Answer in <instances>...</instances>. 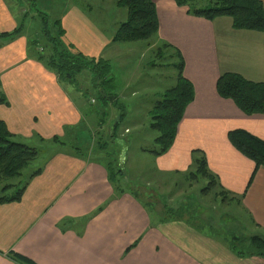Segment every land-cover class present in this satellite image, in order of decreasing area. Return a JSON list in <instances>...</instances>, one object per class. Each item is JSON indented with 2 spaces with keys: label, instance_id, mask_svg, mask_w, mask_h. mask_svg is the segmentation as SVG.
Here are the masks:
<instances>
[{
  "label": "crops",
  "instance_id": "crops-1",
  "mask_svg": "<svg viewBox=\"0 0 264 264\" xmlns=\"http://www.w3.org/2000/svg\"><path fill=\"white\" fill-rule=\"evenodd\" d=\"M153 1L157 38L179 49L183 76L194 92L170 148L152 154L154 167L167 173L186 172L192 150H201L229 197L241 199L251 217L248 224L264 233V166L253 175L254 161L228 139V132L236 128L264 139V114H245L215 88L223 72L264 81L263 33L233 28L229 16L190 15L175 0ZM0 9L5 21L1 27L13 28L16 22L3 0ZM83 15L69 5L61 12L62 27L84 54L99 56L112 36L94 30V23ZM27 47L24 36L0 46V90L8 101L0 103V120L22 142L37 135L41 143L56 135L67 137L63 130L79 128L84 116L66 94L65 84L29 58ZM85 132L72 129L71 135L81 143ZM55 149L44 148L47 155L52 153L38 166L41 171L29 179L18 201L0 203V264H19L10 253L37 264H264L260 257L235 255L219 238L184 221L158 224L159 217L153 219L130 192H114L104 164Z\"/></svg>",
  "mask_w": 264,
  "mask_h": 264
},
{
  "label": "rangeland",
  "instance_id": "rangeland-1",
  "mask_svg": "<svg viewBox=\"0 0 264 264\" xmlns=\"http://www.w3.org/2000/svg\"><path fill=\"white\" fill-rule=\"evenodd\" d=\"M3 2L8 10H6L7 14L12 15L16 24L14 23L13 28L11 24L2 27L0 25V30L11 31L23 22L22 33L19 37L24 36L27 42L35 40L38 49L44 47L45 43L42 30L46 25L40 24L43 18L48 15L46 20L52 23V19L60 18L61 12L69 5L77 6L84 14L83 16L94 23V30L105 36L113 37L118 24L126 18V9L117 6L115 0H3ZM0 11L3 10L0 9ZM0 22L5 23L1 17ZM49 27L51 28L49 34L56 35L52 25ZM59 37L63 42L73 46V50L78 49L73 42L68 40L65 30ZM110 41L109 43L105 40L106 44L100 56L109 58L112 63V76H115V81L112 83L114 90L111 92L115 93L116 98L113 96L111 98L113 100L104 105L103 111L100 110L102 108L96 102V91L89 90L91 74L87 70L78 73L76 86L65 84L67 90L65 92L69 99L75 100L73 103L85 120H81L79 128L77 126L66 127L63 131L70 137H72V129L85 130L88 134L84 133L81 143L70 140L68 136L59 137V141L55 143L51 141L41 143L42 138L39 135L32 139H25L26 144L38 148V153L21 169L20 174L15 176V182L27 180L31 172L52 153L49 152L50 154L47 155L44 148L52 146L54 150L60 148L75 154L86 152V155H78L94 159L102 164L108 160L115 163L116 167L121 169L122 175L116 178L112 187L120 184L125 191L131 192L132 190L138 193V198L149 210L153 219L158 217L159 212L163 210L164 218L168 216V213L174 219L179 214L181 219L174 221L181 223L183 220L187 221L188 211L186 209L191 199L197 202L196 207L200 208L198 210L200 218L196 220L200 221L198 222L200 225H203L202 222L206 224L204 228L209 234V230L213 232V227L221 233L232 231L239 237L263 233L260 228L248 224L251 217L240 203L241 199L234 201V198H230L221 201L220 196L213 191L201 195L199 189L206 183L203 178L191 181L184 178L180 172L167 173L155 169L153 155L147 149L155 147L153 139L157 131L150 127L152 117L148 113L158 96L175 84L176 71L166 66L164 56H161L166 50L159 54L158 47L161 43L158 39L149 38L129 42H113L110 39ZM84 89L89 90L87 96L83 94ZM115 127H117L116 131ZM97 130L100 134L96 137ZM90 134L95 136L94 143L89 141ZM12 138L19 141L15 135ZM62 142L65 144H61ZM184 206L187 208L177 214V209ZM164 207H169L170 212L165 213L166 208ZM196 220L191 221L190 226L198 230ZM157 223L162 224L163 222L158 221Z\"/></svg>",
  "mask_w": 264,
  "mask_h": 264
},
{
  "label": "trees",
  "instance_id": "trees-1",
  "mask_svg": "<svg viewBox=\"0 0 264 264\" xmlns=\"http://www.w3.org/2000/svg\"><path fill=\"white\" fill-rule=\"evenodd\" d=\"M175 1L177 5L184 6L186 12L190 15L206 19L229 16L231 17L233 28L260 31L263 33L264 42V6L261 0ZM115 4L126 9V18L118 24L112 37L113 42H129L149 38L158 39V18L153 0H115ZM45 15L47 14L45 13ZM46 17L40 23L46 25V27L43 26L42 30V34L45 37L44 47L38 49L37 45H35V40H28V57L40 62L46 69L55 73L59 81L73 87L78 82L76 81L78 73L87 70L91 74V88L89 90L96 91V102L102 108L100 110L103 111L104 105L109 103V101L111 102L113 96V98H116L115 93L111 92L114 90L112 83L115 81V77L112 76L110 59L100 55L88 56L78 49L73 50V46L71 47L68 43L63 42L59 37L64 32L61 26V19L57 17L52 19V23H48ZM50 25H52L57 36L53 35L54 33L49 34ZM22 26L23 22L11 31H0V46L19 37L22 33ZM158 40L161 43L158 47L159 54L166 50L161 56H164L166 66L172 67L176 71V81L172 87L167 88L158 96L155 104L149 110L150 117H152L150 127L157 131V135L153 139L155 147L148 149V151L155 156L165 153L170 148L174 140L177 124L185 107L194 96L191 82L183 76L184 60L181 52L171 44L161 39ZM215 88L221 97L230 98L245 114H264V81L248 80L236 72H223L218 76ZM80 90L82 89L80 88ZM89 90L84 89L83 94L87 96ZM0 103L8 104L1 90ZM101 113L104 114L103 112ZM117 127H115V131ZM99 134L97 130L95 136L97 137ZM66 136L70 140L76 139V137H72V139L67 133ZM90 136L92 137L90 142L94 143L93 141H96L93 140L95 136L93 137L91 134ZM12 137L13 135L8 131L5 123L0 120V203L18 201L29 179L41 171V167H37L27 177V180L15 182V176L20 174L21 169L37 155L38 148L36 149L35 146L14 140ZM58 139L60 138L56 135L50 141L55 143V141H59ZM228 139L243 155L254 161L255 171L253 175L260 166H264V139L242 128L230 130ZM97 141L99 142L100 140ZM61 144H65V142ZM75 152L77 153V150ZM78 154L86 155V152ZM191 158L190 169L180 173L184 178L191 181H198L201 178L206 181L205 185L199 189L201 195L206 194L208 191H213L220 196L221 201L233 198L229 197L230 193L222 188L217 176L208 169L206 157L201 150H192ZM104 165L107 171V178L112 185L116 178L122 175L121 169L117 168L116 164L110 160ZM216 188L218 190H215ZM113 190L118 194L125 191L120 184L113 187ZM130 193L141 202L138 198V193L132 190ZM235 200L236 198H234ZM196 206H198L197 202L190 199L188 208L185 206L179 207L176 213H182L180 211L187 208V221H183L190 225L191 221L194 222V220L200 218L198 213L200 208ZM164 208H166L165 213L170 212L169 207ZM159 216V221L162 222L181 219L179 214L174 219L170 213L164 218L163 210L159 212ZM202 223L203 225L198 223L196 229L204 230L206 224ZM212 230L213 232L209 230L210 234L222 240L235 255L239 257L256 256L264 259V233H254L239 237L232 231L222 232V234L214 227ZM135 244L136 242L131 246ZM10 256L19 264H37L30 258L18 253H10Z\"/></svg>",
  "mask_w": 264,
  "mask_h": 264
}]
</instances>
